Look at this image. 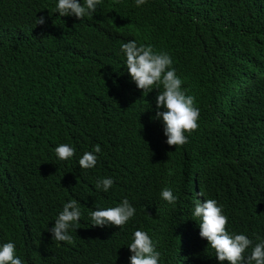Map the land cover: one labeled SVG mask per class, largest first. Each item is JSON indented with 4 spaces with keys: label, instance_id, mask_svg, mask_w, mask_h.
Instances as JSON below:
<instances>
[{
    "label": "trees",
    "instance_id": "trees-1",
    "mask_svg": "<svg viewBox=\"0 0 264 264\" xmlns=\"http://www.w3.org/2000/svg\"><path fill=\"white\" fill-rule=\"evenodd\" d=\"M57 2L0 0V245L14 242L23 264H130L140 229L160 264H220L191 215L206 199L230 233L264 238V0H102L82 20L60 17ZM129 40L168 53L195 97L200 126L181 148L152 119L162 88L143 93L126 72ZM60 144L74 157L59 161ZM124 198L136 212L122 229L92 226L91 211ZM71 200L82 213L73 243H57L49 229Z\"/></svg>",
    "mask_w": 264,
    "mask_h": 264
},
{
    "label": "clouds",
    "instance_id": "clouds-1",
    "mask_svg": "<svg viewBox=\"0 0 264 264\" xmlns=\"http://www.w3.org/2000/svg\"><path fill=\"white\" fill-rule=\"evenodd\" d=\"M102 0H58L55 12L60 17L75 16L82 20L91 16ZM119 3V0H115ZM147 0H134V7H141ZM43 16L36 18V25H44ZM121 52L126 57V72L137 89L151 92L162 88L156 97V112L153 120L163 123L164 135L167 136V145L175 149L187 144L188 135L199 129L200 109L195 106V97L186 94L182 89V80L172 67L173 60L166 52H156L152 45L139 44L136 40H129L121 45ZM186 133L188 135H186ZM59 161L70 160L75 155V148L69 144H60L54 149ZM101 152L99 144L93 151L84 152L78 161L82 170L92 169L97 164V155ZM174 170L168 169L172 176ZM112 178H101L96 181L97 190L109 191L113 186ZM200 195V194H198ZM163 201L175 206L178 197L173 191L164 187L160 192ZM136 209L124 198L118 205L107 208H96L90 212L92 226L105 225L122 229L135 215ZM81 209L76 200H71L63 205V210L55 220L54 226L49 229L52 239L59 242L73 243L70 229H75L81 218ZM193 220L199 226V236L207 240L208 246L215 253V258L223 264H264V238L256 237L258 242L249 239L244 234L230 233L228 231V217L224 214L223 207L215 199L196 200L191 212ZM131 256L130 264H160L161 252L148 232L137 229L131 235L128 244ZM251 249L250 252L248 250ZM247 253V255H246ZM0 264H23L16 255V244L12 241L0 245Z\"/></svg>",
    "mask_w": 264,
    "mask_h": 264
}]
</instances>
